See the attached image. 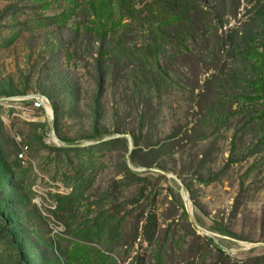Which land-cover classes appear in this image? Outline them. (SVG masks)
I'll return each instance as SVG.
<instances>
[{"label": "rangeland", "instance_id": "1", "mask_svg": "<svg viewBox=\"0 0 264 264\" xmlns=\"http://www.w3.org/2000/svg\"><path fill=\"white\" fill-rule=\"evenodd\" d=\"M0 100V264H264V0H0Z\"/></svg>", "mask_w": 264, "mask_h": 264}, {"label": "trees", "instance_id": "2", "mask_svg": "<svg viewBox=\"0 0 264 264\" xmlns=\"http://www.w3.org/2000/svg\"><path fill=\"white\" fill-rule=\"evenodd\" d=\"M185 1L187 0H161V3H163V5L165 6V8H167L169 10V12L171 13H174V14H177V13H180L182 10H183V7L185 5ZM150 40L153 42L155 41L154 38L158 36V34H155L153 31L150 33ZM153 39V40H152ZM154 48H145L144 51H141V53H143V60L145 61V59H149V58H152L153 56L152 55H155V53L153 52ZM239 56L238 57H243V59L251 56V53L250 51L248 50H245V54H238ZM142 65H145V63H143ZM98 101V100H97ZM55 119L57 118V114L55 113ZM68 149V148H66Z\"/></svg>", "mask_w": 264, "mask_h": 264}, {"label": "built area", "instance_id": "3", "mask_svg": "<svg viewBox=\"0 0 264 264\" xmlns=\"http://www.w3.org/2000/svg\"><path fill=\"white\" fill-rule=\"evenodd\" d=\"M29 100L33 103V109L41 110L45 112L49 111L51 113L49 103L44 98L35 96V97L29 98ZM0 105H1V100H0ZM25 153H26V148L20 151V153L18 154V158L20 160H23Z\"/></svg>", "mask_w": 264, "mask_h": 264}]
</instances>
